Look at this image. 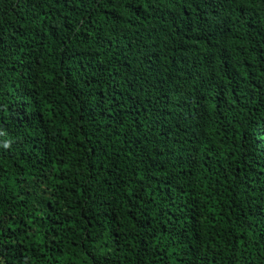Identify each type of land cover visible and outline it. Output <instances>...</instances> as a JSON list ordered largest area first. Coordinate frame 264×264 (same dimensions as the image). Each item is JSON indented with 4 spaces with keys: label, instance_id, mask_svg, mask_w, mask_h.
<instances>
[{
    "label": "trees",
    "instance_id": "obj_1",
    "mask_svg": "<svg viewBox=\"0 0 264 264\" xmlns=\"http://www.w3.org/2000/svg\"><path fill=\"white\" fill-rule=\"evenodd\" d=\"M0 264H264V0H0Z\"/></svg>",
    "mask_w": 264,
    "mask_h": 264
},
{
    "label": "clouds",
    "instance_id": "obj_2",
    "mask_svg": "<svg viewBox=\"0 0 264 264\" xmlns=\"http://www.w3.org/2000/svg\"><path fill=\"white\" fill-rule=\"evenodd\" d=\"M5 146L7 147V144H5Z\"/></svg>",
    "mask_w": 264,
    "mask_h": 264
}]
</instances>
